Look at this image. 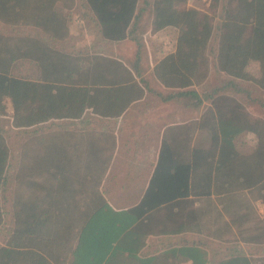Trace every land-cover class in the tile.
Returning <instances> with one entry per match:
<instances>
[{
    "label": "trees",
    "instance_id": "obj_1",
    "mask_svg": "<svg viewBox=\"0 0 264 264\" xmlns=\"http://www.w3.org/2000/svg\"><path fill=\"white\" fill-rule=\"evenodd\" d=\"M58 1L63 2L62 9L57 8ZM80 1V14L104 41L126 39L130 27L144 15L150 16L154 33L176 30L174 51L160 59L152 72L165 88L177 89L168 99L209 102L200 124L209 135V145L193 152L192 192L224 198L226 202L218 207L227 218L225 223L232 224L241 241L264 245V218L252 205L256 199L264 205V116L253 117L239 100L258 102L264 108L252 92L264 90V0H210L205 10L187 6L188 0ZM70 6L71 0H0V22L11 27L0 34V115L5 114L6 99L13 107L10 127L0 126V225L5 213L14 215V233L0 249V264L8 263L14 254L25 258V252L13 247L26 232L41 241L55 210L51 200L42 204V192L52 197L54 184L80 182L77 174L58 167L62 149L79 142L74 136L65 140L53 134L43 143L36 137L39 124L61 117L77 119L85 108L103 118L118 116L143 91L133 82L107 87L99 80L86 88L26 73L28 59L40 63L46 56L48 63L54 61L50 51L43 53L41 45L28 43L27 37H66ZM41 9L46 13L43 19ZM208 58L222 81L200 95L193 87L204 83ZM140 82L148 86V81ZM169 147L162 142L159 158L168 156ZM215 212L221 216L218 209ZM27 255L34 264H46L36 251ZM221 264L250 262L243 255Z\"/></svg>",
    "mask_w": 264,
    "mask_h": 264
},
{
    "label": "crops",
    "instance_id": "obj_2",
    "mask_svg": "<svg viewBox=\"0 0 264 264\" xmlns=\"http://www.w3.org/2000/svg\"><path fill=\"white\" fill-rule=\"evenodd\" d=\"M56 6L62 9L63 2ZM82 11L81 1L71 0L66 12H74L75 20L66 24L63 39L27 37L28 43L40 44L43 53L50 51L54 61L48 63L46 56L40 63L28 59L26 73L86 88L99 80L107 87L133 82L143 91L118 116L103 118L85 108L77 119L61 117L39 124L36 137L43 143L53 134L65 140L74 136L79 142L62 149L58 167L77 174L80 182L54 184L52 197L42 192V204L50 200L55 204L52 222L41 232L40 242L26 232L13 247L25 252V258L14 254L6 264H34L27 255L33 251L46 264H221L243 255L250 264H264V245L241 241L232 224L225 223L218 206L226 200L192 192L193 152L209 145V135L200 126L209 102L168 99L177 89L165 88L152 72L160 59L174 51L164 42L174 45L176 30L154 33L146 15L135 21L126 39L104 41L95 36ZM6 29L11 27L0 22V34ZM193 88L200 95L208 91L203 86ZM129 95L125 88V97ZM4 105L0 126L8 128L13 107L9 99ZM162 142L169 144L170 152L161 159ZM252 205L264 218L261 200ZM3 217L0 249L14 233L13 213Z\"/></svg>",
    "mask_w": 264,
    "mask_h": 264
},
{
    "label": "rangeland",
    "instance_id": "obj_3",
    "mask_svg": "<svg viewBox=\"0 0 264 264\" xmlns=\"http://www.w3.org/2000/svg\"><path fill=\"white\" fill-rule=\"evenodd\" d=\"M209 1L210 0H188V3H187V6H190V7H197V8H200L201 10H205L207 8V6L209 5ZM44 15H46L45 11L43 9H41V18L43 19L44 18ZM50 15V14H49ZM53 15V14H52ZM75 13L72 12L70 14V18L71 20L69 21H72V20H75ZM145 16V15H144ZM170 31V30H168ZM169 34H172V33H167L166 35L168 36ZM211 58H208V61H207V77L204 81V83L200 86H203L205 89L204 90H209L211 88H213L214 86H216L217 84L220 83V81H222V79L218 78L216 76V72H215V69L213 68L212 66V63L210 61ZM253 91V94H255V96H257L258 100H260L261 102H264V90H256V89H252ZM241 100V102L246 106V108L248 109V111L250 112V114L253 116V117H260V116H264V108L262 106H260V104L257 102V103H249L247 101H244V99H239ZM251 137L249 136L247 138V141L249 143H251ZM66 157V155H65Z\"/></svg>",
    "mask_w": 264,
    "mask_h": 264
},
{
    "label": "built area",
    "instance_id": "obj_4",
    "mask_svg": "<svg viewBox=\"0 0 264 264\" xmlns=\"http://www.w3.org/2000/svg\"><path fill=\"white\" fill-rule=\"evenodd\" d=\"M164 46L167 47L168 49H173V48H174L173 43L170 42V41H168V40H166V41L164 42Z\"/></svg>",
    "mask_w": 264,
    "mask_h": 264
}]
</instances>
